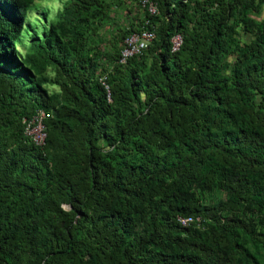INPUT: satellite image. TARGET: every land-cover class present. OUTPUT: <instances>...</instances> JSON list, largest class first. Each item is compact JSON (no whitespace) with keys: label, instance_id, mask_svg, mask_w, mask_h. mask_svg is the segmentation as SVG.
Returning <instances> with one entry per match:
<instances>
[{"label":"trees","instance_id":"trees-1","mask_svg":"<svg viewBox=\"0 0 264 264\" xmlns=\"http://www.w3.org/2000/svg\"><path fill=\"white\" fill-rule=\"evenodd\" d=\"M34 1L0 0V264H264V0H137L155 37L107 66L104 0L21 58Z\"/></svg>","mask_w":264,"mask_h":264},{"label":"rangeland","instance_id":"rangeland-1","mask_svg":"<svg viewBox=\"0 0 264 264\" xmlns=\"http://www.w3.org/2000/svg\"><path fill=\"white\" fill-rule=\"evenodd\" d=\"M67 0H35L32 11L26 19V26L21 41L17 44L16 50L21 58L30 52L32 41H40L44 32L47 31L50 24L59 21L60 13L64 3ZM108 8V16L102 21L96 35L92 36L97 41L98 49L101 52L99 64L108 65V56H114L117 50L122 47L123 36L127 33L136 34L141 27V21L144 18V12L139 9L137 0H104ZM251 17L259 21L260 15L255 13ZM135 30V31H134ZM245 41H249V35H243ZM47 83L45 87L55 96L59 92V87L54 82L55 71L48 68L44 73ZM216 200H225V195L221 192H215Z\"/></svg>","mask_w":264,"mask_h":264},{"label":"built area","instance_id":"built-area-1","mask_svg":"<svg viewBox=\"0 0 264 264\" xmlns=\"http://www.w3.org/2000/svg\"><path fill=\"white\" fill-rule=\"evenodd\" d=\"M141 6L143 8H147V11L150 15L157 14L156 6L151 3L149 0H139ZM155 35L152 30L142 29L140 32L136 34L128 35L122 45V50L120 52L119 62L121 64H125V62L135 56L140 55L143 51L148 49L150 43L153 41ZM182 43V39L180 35H175L171 39V50L175 52L179 49ZM43 111L37 112V114L33 117V119L26 124L25 134L30 136L33 142L37 145H42L45 139V132L43 128V119L47 118ZM179 222L182 226H188L193 222L192 218L179 219Z\"/></svg>","mask_w":264,"mask_h":264}]
</instances>
